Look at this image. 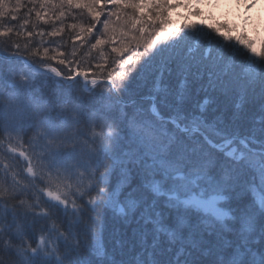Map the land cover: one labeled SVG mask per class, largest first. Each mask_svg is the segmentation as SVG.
Listing matches in <instances>:
<instances>
[{"label":"snow or ice","instance_id":"1","mask_svg":"<svg viewBox=\"0 0 264 264\" xmlns=\"http://www.w3.org/2000/svg\"><path fill=\"white\" fill-rule=\"evenodd\" d=\"M172 7L0 0V264H264V41Z\"/></svg>","mask_w":264,"mask_h":264},{"label":"trees","instance_id":"2","mask_svg":"<svg viewBox=\"0 0 264 264\" xmlns=\"http://www.w3.org/2000/svg\"><path fill=\"white\" fill-rule=\"evenodd\" d=\"M169 3L180 5V7L170 8L166 14V18L169 21V29H179L185 25H197L206 29L220 28L222 32H225L227 35L232 37L234 41L240 37H244L247 40L255 41L257 46H259L261 41H264V25H261L260 27L256 25L253 26L252 29H250L253 32H250V34L247 33L248 35H246L245 30L241 27L242 25H237L234 18H231V16H220L219 14L213 13L211 10L208 11L200 8V6H194L192 5V0H169ZM188 3H190L191 6L188 5ZM187 8L190 10H187ZM183 12H186V14H182ZM182 16L184 17L182 18ZM41 27L47 28L48 26L41 25ZM242 30L244 32H242ZM45 39H59V37H45ZM51 54L53 53H50V55ZM51 63L54 66L59 67L58 65H55L54 61Z\"/></svg>","mask_w":264,"mask_h":264},{"label":"rangeland","instance_id":"3","mask_svg":"<svg viewBox=\"0 0 264 264\" xmlns=\"http://www.w3.org/2000/svg\"><path fill=\"white\" fill-rule=\"evenodd\" d=\"M192 1L194 2V6L200 3L206 9H212L215 14H219L220 16H231V18H234L237 25L240 26V24H242L241 27L245 30L246 35H248L247 33L250 34V32H253L250 30L253 26L256 25L260 27L261 24L264 23V0H200L198 3L197 0ZM188 5H190V3H188ZM189 8H187V10ZM182 14H186V12ZM183 17L184 16H182V18ZM242 32L244 31L242 30Z\"/></svg>","mask_w":264,"mask_h":264}]
</instances>
